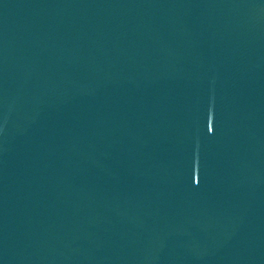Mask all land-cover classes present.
Segmentation results:
<instances>
[{
  "label": "water",
  "instance_id": "95a60500",
  "mask_svg": "<svg viewBox=\"0 0 264 264\" xmlns=\"http://www.w3.org/2000/svg\"><path fill=\"white\" fill-rule=\"evenodd\" d=\"M0 264H264V0H0Z\"/></svg>",
  "mask_w": 264,
  "mask_h": 264
}]
</instances>
